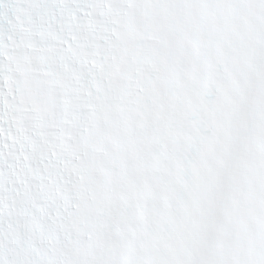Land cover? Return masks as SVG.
Here are the masks:
<instances>
[{
	"label": "snow or ice",
	"instance_id": "obj_1",
	"mask_svg": "<svg viewBox=\"0 0 264 264\" xmlns=\"http://www.w3.org/2000/svg\"><path fill=\"white\" fill-rule=\"evenodd\" d=\"M0 264H264V0H0Z\"/></svg>",
	"mask_w": 264,
	"mask_h": 264
}]
</instances>
